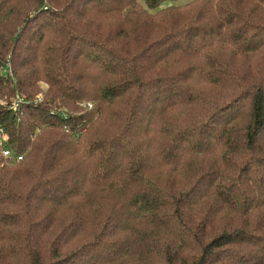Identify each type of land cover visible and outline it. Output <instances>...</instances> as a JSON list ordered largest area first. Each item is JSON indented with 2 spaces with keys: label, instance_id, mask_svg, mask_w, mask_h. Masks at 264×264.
Segmentation results:
<instances>
[{
  "label": "trees",
  "instance_id": "trees-1",
  "mask_svg": "<svg viewBox=\"0 0 264 264\" xmlns=\"http://www.w3.org/2000/svg\"><path fill=\"white\" fill-rule=\"evenodd\" d=\"M143 1L0 0V264H264V0Z\"/></svg>",
  "mask_w": 264,
  "mask_h": 264
},
{
  "label": "built area",
  "instance_id": "built-area-1",
  "mask_svg": "<svg viewBox=\"0 0 264 264\" xmlns=\"http://www.w3.org/2000/svg\"><path fill=\"white\" fill-rule=\"evenodd\" d=\"M9 68H10L9 64H7V65L4 66V67L0 66V72H6V71H9ZM17 100H19V99L17 98ZM88 105L90 106L91 104L88 103ZM6 138H7V137H6V134L4 133V131H2V130L0 129V141L2 142V140L6 139ZM2 151H3V154H4L5 156H9V155H10V152L8 151V149L3 148ZM19 158H20V156H17V159H19Z\"/></svg>",
  "mask_w": 264,
  "mask_h": 264
},
{
  "label": "rangeland",
  "instance_id": "rangeland-1",
  "mask_svg": "<svg viewBox=\"0 0 264 264\" xmlns=\"http://www.w3.org/2000/svg\"><path fill=\"white\" fill-rule=\"evenodd\" d=\"M141 5H144V1L143 0H137ZM185 1H188V0H179L177 1L176 3H184ZM166 5H168V3H164L163 5H161V7H165Z\"/></svg>",
  "mask_w": 264,
  "mask_h": 264
}]
</instances>
